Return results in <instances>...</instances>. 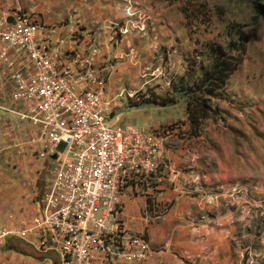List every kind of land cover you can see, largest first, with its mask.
Returning a JSON list of instances; mask_svg holds the SVG:
<instances>
[{
    "label": "rangeland",
    "instance_id": "1",
    "mask_svg": "<svg viewBox=\"0 0 264 264\" xmlns=\"http://www.w3.org/2000/svg\"><path fill=\"white\" fill-rule=\"evenodd\" d=\"M19 7L69 34L68 38L76 30L82 32L92 49L101 43L109 47L100 69H106L113 115L123 126L166 129L179 146L193 142L203 161L193 176L194 185L207 191L204 176H225L226 171L218 170L226 166L241 174L248 169L264 171V14L259 13L264 11V0H5L2 9L12 12ZM240 35L248 41L245 52L240 50ZM212 46L242 62L225 89L211 100L218 114L202 121L196 136L191 133L182 90L203 80V72L212 65ZM8 85L0 71V231L20 208H38L52 177L51 165L29 147L24 127L3 110L9 106ZM232 181L217 186L219 191L226 187L232 202L231 209L225 205L224 211L220 209L221 215L229 209L239 219L243 207L247 211L258 204L250 209L248 232L251 242L263 247L264 237L255 235L264 236V215L257 213L264 205V185ZM186 192L190 194V187ZM205 196L210 207L219 202L217 194ZM155 204L156 211L149 212L151 220L165 216L172 203ZM235 225L237 250L246 243L242 240L246 230ZM12 240L6 243L8 249L42 255L21 240ZM155 252L151 248V254Z\"/></svg>",
    "mask_w": 264,
    "mask_h": 264
},
{
    "label": "built area",
    "instance_id": "2",
    "mask_svg": "<svg viewBox=\"0 0 264 264\" xmlns=\"http://www.w3.org/2000/svg\"><path fill=\"white\" fill-rule=\"evenodd\" d=\"M82 34L68 40L20 7L0 9V71L10 90L3 110L52 168L42 203L11 216L0 248L14 239L59 264H143L151 256L147 236L122 227L119 210L131 185L174 174L171 137L166 129L119 123L104 71L77 49Z\"/></svg>",
    "mask_w": 264,
    "mask_h": 264
},
{
    "label": "crops",
    "instance_id": "3",
    "mask_svg": "<svg viewBox=\"0 0 264 264\" xmlns=\"http://www.w3.org/2000/svg\"><path fill=\"white\" fill-rule=\"evenodd\" d=\"M4 3L5 0H0V9L3 8ZM64 34L65 32L63 36L69 40V34ZM86 41L88 39L85 38ZM85 42L78 44L77 47L82 56L90 59L96 67L104 66L105 56L109 55V47L101 43L92 49L86 47ZM108 92V97H110L109 87ZM170 139L168 140L167 159L177 175L165 172L162 179H153L147 185H131L123 194L119 210L120 225L126 230L146 234L150 247L157 251L151 254L143 264H264V246L257 245L256 247L254 242H251L252 236L248 232L250 209L258 204L250 205L247 211L243 207L242 216H237L239 219H235V215L229 210L232 202L227 199L226 187L222 188L223 191L217 188V186L229 185L224 184V181L231 182L232 180L233 183L239 180L241 182L238 183L259 181L264 185V171L248 169L241 174L236 171L237 169H229L226 166L218 170L226 171L225 176H210V174L208 178L204 176V183H207L206 187L209 186V190L206 191L204 187L194 185L193 180L194 174L199 173V168L201 169L203 165L202 154L197 151L196 147L194 148L193 142H188L186 147H182ZM191 167L197 168V171H190ZM244 178L247 179L242 180ZM187 187H190V194L186 192ZM208 192L217 194L219 197V202L215 207H210L205 202V199L207 200L205 193ZM165 202L172 203L169 212L159 219L151 220L149 212L156 211L155 203ZM224 205L229 209L223 216L221 211L226 208ZM221 208L223 209L220 210ZM261 208L257 213L264 215V205ZM210 211L214 213L208 216ZM235 224L246 230L242 236V240L246 243L244 242V245L242 242L241 249L237 250L234 245ZM263 237L255 235L257 239H263ZM10 242L13 240H8V245ZM251 245L255 246L254 250ZM5 246L0 248V264H59L58 258L53 254L40 253L42 255L37 254L36 256L8 249L7 244Z\"/></svg>",
    "mask_w": 264,
    "mask_h": 264
},
{
    "label": "trees",
    "instance_id": "4",
    "mask_svg": "<svg viewBox=\"0 0 264 264\" xmlns=\"http://www.w3.org/2000/svg\"><path fill=\"white\" fill-rule=\"evenodd\" d=\"M259 13L264 14V11ZM240 38L242 41L240 50L245 52L247 38L245 35H240ZM209 52L212 65L210 69L203 72V80L196 87H186L182 90V97L186 100V112L191 133L194 132L196 136L201 122L218 114V108L211 104V100L216 99L219 96L218 92L225 89L227 81L242 62L240 58H230L229 53L218 46H212Z\"/></svg>",
    "mask_w": 264,
    "mask_h": 264
},
{
    "label": "water",
    "instance_id": "5",
    "mask_svg": "<svg viewBox=\"0 0 264 264\" xmlns=\"http://www.w3.org/2000/svg\"><path fill=\"white\" fill-rule=\"evenodd\" d=\"M10 22L12 23V22H13V20L11 19V20H10Z\"/></svg>",
    "mask_w": 264,
    "mask_h": 264
}]
</instances>
